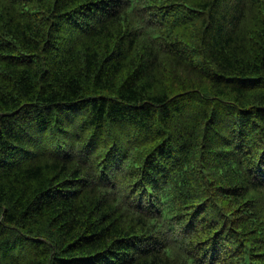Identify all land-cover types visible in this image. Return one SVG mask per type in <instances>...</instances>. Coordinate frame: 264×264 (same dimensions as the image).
<instances>
[{
    "label": "trees",
    "instance_id": "1",
    "mask_svg": "<svg viewBox=\"0 0 264 264\" xmlns=\"http://www.w3.org/2000/svg\"><path fill=\"white\" fill-rule=\"evenodd\" d=\"M0 264H264V0H0Z\"/></svg>",
    "mask_w": 264,
    "mask_h": 264
},
{
    "label": "bare ground",
    "instance_id": "2",
    "mask_svg": "<svg viewBox=\"0 0 264 264\" xmlns=\"http://www.w3.org/2000/svg\"><path fill=\"white\" fill-rule=\"evenodd\" d=\"M167 63H168V60H167ZM122 71V70H121ZM37 72V71H36ZM260 80V79H259ZM253 81V80H252ZM257 81V80H256ZM261 81V80H260ZM256 83V82H255ZM252 84V83H251ZM253 85V84H252ZM252 85H251V87H252ZM258 85V84H257ZM248 88V87H247ZM259 97V96H258ZM263 97V96H262ZM66 98H68V97H66ZM69 104V103H68ZM84 126V125H83ZM87 126V125H86ZM86 126H84V127H86ZM112 126V125H111ZM109 127V126H108ZM113 127V126H112ZM132 127V126H131ZM134 127V126H133ZM87 128V127H86ZM105 128H106V130H108L107 129V126L106 127H104V130H105ZM134 129V128H133ZM83 130V129H82ZM85 130V129H84ZM131 130H132V128H131ZM131 130H130V132H131ZM111 131V132H110ZM110 133H112V128L110 129ZM122 131V130H121ZM140 131V130H139ZM126 132V131H125ZM134 132H136V130L134 131ZM134 132H133V134H134ZM214 132V131H213ZM253 132V131H252ZM85 133V132H84ZM137 133H139V132H137ZM86 134V133H85ZM107 134H108V132H107ZM116 134V133H115ZM127 134V133H126ZM249 134H251V132L249 133ZM83 135V134H82ZM109 135H112V134H109ZM132 135V134H131ZM138 135V134H137ZM81 136V135H80ZM134 136V135H133ZM135 136H136V134H135ZM250 136V135H249ZM252 137H253V134L251 135ZM257 136V135H256ZM113 137H115V136H112L111 138H113ZM246 137V136H245ZM251 137V138H252ZM255 137V136H254ZM106 138H108V136L106 137ZM137 138V137H136ZM248 138V137H247ZM258 138V137H257ZM132 139V138H131ZM244 139V138H243ZM89 140V139H88ZM112 140V139H111ZM246 140H248V139H246ZM245 140V141H246ZM87 141V140H86ZM140 141V140H139ZM243 141V140H242ZM244 142V141H243ZM87 143V142H86ZM143 143V142H142ZM90 144V143H89ZM131 144V143H130ZM135 144V143H134ZM139 144H141V143H139ZM149 144V143H148ZM245 144V143H244ZM251 144V143H250ZM263 144V143H262ZM261 144V145H262ZM113 145V144H112ZM142 145V144H141ZM141 145H140V147H141ZM143 145H145V143L143 144ZM147 145V144H146ZM249 145V144H248ZM248 145H247V147H248ZM93 146V145H92ZM250 146V145H249ZM120 147V146H119ZM135 147V146H134ZM97 147H95V149H96ZM125 148V147H124ZM132 149V148H131ZM146 149V148H145ZM244 149V148H243ZM263 149V148H262ZM86 150V149H85ZM121 150V149H120ZM74 151V150H73ZM95 152H98L97 150L95 151ZM133 152V151H132ZM131 152V153H132ZM150 152V151H149ZM88 153V152H87ZM94 153V152H93ZM99 153V152H98ZM95 154V153H94ZM128 154V153H127ZM147 154V153H146ZM89 155V154H88ZM92 155V154H91ZM131 155V154H130ZM140 155V154H139ZM143 155V154H142ZM149 155V154H148ZM94 156V155H93ZM95 157V156H94ZM93 157V158H94ZM145 157H147V156H145ZM149 157V156H148ZM89 158H91V157H89ZM95 158H98V157H95ZM131 158V157H130ZM134 158V157H133ZM140 158V157H139ZM137 159V158H136ZM93 160H95V159H93ZM142 160H143V158H142ZM84 163V162H83ZM109 165V164H108ZM111 166V165H110ZM123 166H124V164H123ZM141 166V165H140ZM145 166H147V165H145ZM128 167V166H127ZM143 167V166H142ZM202 167V166H201ZM93 168V167H92ZM91 168V169H92ZM127 169V168H126ZM141 169V168H140ZM131 170V169H130ZM132 170H136V169H133L132 168ZM94 171H95V169H94ZM110 171V170H109ZM126 171V170H125ZM141 171V170H140ZM108 172V171H107ZM91 173H93V172H91ZM135 173V172H134ZM144 173H145V171H144ZM137 175V174H136ZM114 176V175H113ZM128 176V175H127ZM81 177V176H80ZM134 178V177H133ZM136 179V178H135ZM76 180V179H75ZM97 180V179H96ZM96 180H95V182H96ZM115 181V180H114ZM133 181V180H132ZM145 184V183H144ZM140 188V187H139ZM145 199V198H144ZM137 201H138V199H137ZM148 202V201H147ZM178 203V202H177ZM170 204V203H169ZM176 207V206H175ZM144 209V208H143ZM143 212H144V210H143ZM116 213V212H115ZM135 225V224H134ZM138 232V231H137ZM144 233H145V231H144ZM142 234V233H141ZM154 234V233H153ZM136 235V234H135ZM147 235V234H146ZM128 237H130V236H128ZM155 237V236H154ZM140 239H141V237H140ZM132 240H133V238H132ZM153 240V239H152ZM127 241V240H126ZM125 243V242H124ZM130 245V244H129ZM149 248V247H148ZM147 248V249H148ZM169 253V252H168ZM169 255V254H168ZM185 255V254H184Z\"/></svg>",
    "mask_w": 264,
    "mask_h": 264
}]
</instances>
